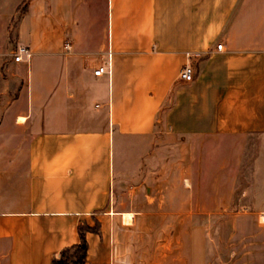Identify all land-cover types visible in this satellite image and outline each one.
I'll list each match as a JSON object with an SVG mask.
<instances>
[{
	"label": "crops",
	"instance_id": "obj_1",
	"mask_svg": "<svg viewBox=\"0 0 264 264\" xmlns=\"http://www.w3.org/2000/svg\"><path fill=\"white\" fill-rule=\"evenodd\" d=\"M262 138L264 0H0V264H264Z\"/></svg>",
	"mask_w": 264,
	"mask_h": 264
},
{
	"label": "rangeland",
	"instance_id": "obj_2",
	"mask_svg": "<svg viewBox=\"0 0 264 264\" xmlns=\"http://www.w3.org/2000/svg\"><path fill=\"white\" fill-rule=\"evenodd\" d=\"M24 9H25V5L22 4V5H20L18 11L16 12L14 19L11 23L10 37H14L19 18L21 17L22 13L24 12ZM15 46H16V44L12 42L10 49H13V51H14ZM11 56H12V54H11ZM252 146L255 147L256 152H258L260 154L262 153V157H264L263 156L264 155V138H262V142L260 144H255V145L253 144ZM253 151H254V148H253ZM253 151L251 150L250 146L246 147V149H245L246 156H244V160H243L245 165L249 162V160L247 159L248 154L252 153ZM261 159L262 160L258 159V160H254L252 162L254 175L252 177L251 183H252V187H253L254 191L248 192L246 194L245 193H236L238 196L246 195V198L244 196L243 197L246 200H249L252 204L257 205V206H259L261 204V202L264 203V193L255 190L257 188H260L261 183L264 184V158H261Z\"/></svg>",
	"mask_w": 264,
	"mask_h": 264
},
{
	"label": "trees",
	"instance_id": "obj_3",
	"mask_svg": "<svg viewBox=\"0 0 264 264\" xmlns=\"http://www.w3.org/2000/svg\"><path fill=\"white\" fill-rule=\"evenodd\" d=\"M96 230L97 227L90 228L88 226H79V242L75 245L62 249L59 253V256L52 259L50 264H85L88 248L86 233L88 231Z\"/></svg>",
	"mask_w": 264,
	"mask_h": 264
},
{
	"label": "built area",
	"instance_id": "obj_4",
	"mask_svg": "<svg viewBox=\"0 0 264 264\" xmlns=\"http://www.w3.org/2000/svg\"><path fill=\"white\" fill-rule=\"evenodd\" d=\"M221 44H217L216 48L219 50L221 49ZM12 57L14 61H20L23 58L30 57V51L26 46H19L13 53ZM105 70V65H100L96 69H94V75H100ZM178 78L182 81H192L193 79V68L192 66L187 63L185 64L179 71Z\"/></svg>",
	"mask_w": 264,
	"mask_h": 264
}]
</instances>
